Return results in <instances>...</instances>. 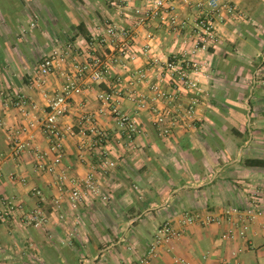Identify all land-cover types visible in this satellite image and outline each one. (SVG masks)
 Listing matches in <instances>:
<instances>
[{
  "label": "crops",
  "instance_id": "0c3cea01",
  "mask_svg": "<svg viewBox=\"0 0 264 264\" xmlns=\"http://www.w3.org/2000/svg\"><path fill=\"white\" fill-rule=\"evenodd\" d=\"M196 1H176L179 25L154 17L134 28L127 38L135 58L120 63L117 46L101 44L99 37L108 23L131 27L129 8H117L112 0H0V202L12 197L47 215L36 227L19 218L0 222V264H125L145 252L165 221L179 235L158 247V264H264V166L245 163L264 158V0H221L238 12L216 23V40L198 55L207 69L202 78L207 95L192 121L160 136L151 111H137L126 96L130 89L148 92L144 83L128 85L132 71L151 69V58L164 60L190 47ZM67 41L75 45L77 59L97 57L109 68L100 81L87 73L81 92L72 96L64 122L73 132L63 138L60 162L50 173L34 168L32 151L15 154L12 144L22 140L44 152L47 162L52 159L38 123L48 110L47 98L60 91L70 58L57 62L42 86L32 85L30 78L38 61ZM145 43L148 56L142 53ZM109 89L122 90L119 109L140 123L127 145L97 98ZM18 94L34 105L27 114L13 102ZM97 131L105 134L104 141ZM104 156L115 166L102 171L96 165ZM9 172L25 182L10 180ZM89 173L98 192L85 191L84 201L71 208L69 183L60 187L58 176ZM254 192L262 198L260 214L249 222L244 238H224L228 230H237L239 220L234 214L229 221L221 212L244 208ZM185 213L200 218L188 222ZM206 215L219 221L202 220Z\"/></svg>",
  "mask_w": 264,
  "mask_h": 264
},
{
  "label": "built area",
  "instance_id": "2783aa9c",
  "mask_svg": "<svg viewBox=\"0 0 264 264\" xmlns=\"http://www.w3.org/2000/svg\"><path fill=\"white\" fill-rule=\"evenodd\" d=\"M136 0H112L117 8H129L132 16L131 27L118 26L108 23L103 34L99 37V43L110 46H117L115 60L122 63L128 59H134L135 53L131 49L128 36L132 34L133 29L139 25H146L154 17L161 20H168L171 26L179 25L174 8L177 0H137L138 4L132 5ZM197 12L190 25V34L188 39L192 40L190 47L181 49L170 54L164 60L158 57L151 58L152 68H138L129 75L128 85L133 87L136 84H146L148 92H138L130 89L126 96L138 110H149L152 113V122L155 125L160 136L168 135L171 130L182 124V121L193 120L195 111L198 109L202 100L207 95L203 76L206 75L207 69L199 59L201 51H205L216 40V23L237 14L238 10L231 3H223L221 0H197ZM182 25V23H180ZM183 25H187L184 23ZM184 37L183 41L188 40ZM150 48L149 43L142 46V53L148 56ZM75 45L70 42H64L61 46L54 48L50 53L44 55L36 64L30 78V83L35 86H42L46 82V77L53 72L57 62L63 61L69 57L68 71L61 73L63 80L60 91L55 95L47 98V107L44 117L39 121L38 126L48 137L50 149L54 152L52 159L47 162L45 153L37 148H32L28 143L14 139L12 151L15 154L20 153L23 148L32 151L35 157L34 168L46 172H53L56 165L60 162L61 152L59 151L63 138L67 133L73 132L72 124L65 123L71 98L74 94L82 90V80L89 73L90 78L94 81H100L108 72V66L99 58L92 57L90 60L81 61L77 59ZM153 75L150 81L149 77ZM121 89L101 90L97 93V98L108 107L112 114L118 132L122 136L123 142L127 145L134 141L135 136L140 132L141 127L135 116L129 115L118 107V97L121 95ZM46 96V94H45ZM14 104L23 113H28L27 107L30 105L27 97L22 94L16 95ZM159 103L161 107L159 106ZM35 122H29L28 126H34ZM18 131H20L18 129ZM99 142L104 141L105 134L97 131ZM0 152V163H1ZM98 169L108 170L115 166V161L107 156L101 157L97 165ZM1 175V168H0ZM10 180L24 183L26 178L14 172L8 173ZM60 187L68 182L67 200L71 208H76L86 198L85 191L92 193L98 192V186L94 181L92 173L87 174L84 178H68L64 174L58 176ZM38 192V191H37ZM261 196L254 192L249 203L244 208L229 207L221 213L229 221H232V215H236L239 220L236 231L228 230L222 236L224 238H233L236 235L244 238L249 222L261 212ZM59 205V200H56ZM185 220L191 222L199 219L198 215L185 213ZM8 218H19L25 225L40 226L47 221L46 213L39 207L26 209L22 203L12 197H2L0 202V222ZM206 222L219 221L217 215H206L202 218ZM179 235L169 222L161 223L155 231L152 240L146 247L144 253L125 264H158L156 257L158 247L167 243L170 239ZM183 264H190L183 261ZM223 264H229L224 261Z\"/></svg>",
  "mask_w": 264,
  "mask_h": 264
},
{
  "label": "trees",
  "instance_id": "16d2710c",
  "mask_svg": "<svg viewBox=\"0 0 264 264\" xmlns=\"http://www.w3.org/2000/svg\"><path fill=\"white\" fill-rule=\"evenodd\" d=\"M79 28L82 30L81 27ZM245 163L248 165H254V166H264V158L262 157L248 158L246 159Z\"/></svg>",
  "mask_w": 264,
  "mask_h": 264
},
{
  "label": "rangeland",
  "instance_id": "374dc122",
  "mask_svg": "<svg viewBox=\"0 0 264 264\" xmlns=\"http://www.w3.org/2000/svg\"><path fill=\"white\" fill-rule=\"evenodd\" d=\"M227 122H228V121H227ZM192 123H193V122H191V121L189 122V124H192ZM260 262H263V261L261 260Z\"/></svg>",
  "mask_w": 264,
  "mask_h": 264
}]
</instances>
